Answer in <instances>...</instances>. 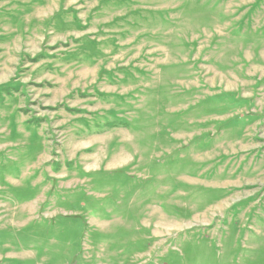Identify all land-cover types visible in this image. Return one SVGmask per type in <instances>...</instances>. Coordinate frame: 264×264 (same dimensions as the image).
Returning a JSON list of instances; mask_svg holds the SVG:
<instances>
[{
  "label": "rangeland",
  "instance_id": "1",
  "mask_svg": "<svg viewBox=\"0 0 264 264\" xmlns=\"http://www.w3.org/2000/svg\"><path fill=\"white\" fill-rule=\"evenodd\" d=\"M0 264H264V0H0Z\"/></svg>",
  "mask_w": 264,
  "mask_h": 264
}]
</instances>
